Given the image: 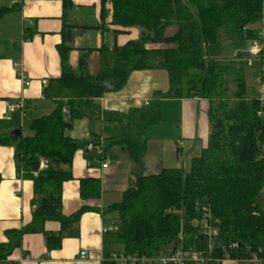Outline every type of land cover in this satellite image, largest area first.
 Masks as SVG:
<instances>
[{
  "label": "trees",
  "instance_id": "obj_1",
  "mask_svg": "<svg viewBox=\"0 0 264 264\" xmlns=\"http://www.w3.org/2000/svg\"><path fill=\"white\" fill-rule=\"evenodd\" d=\"M62 2V42L57 46L62 73L43 90V97L56 108L31 122V135L0 138V146L14 147L18 171L33 183L34 195L32 221L5 232L0 264H14L9 258L21 248L25 235L42 234L48 250L60 249L63 233L86 212L96 211L82 207L69 216L62 211L63 186L73 178L74 156L90 144L101 145L104 153L119 146L130 155L134 180L122 201L107 209L118 214L112 236L123 246L124 255H163L180 237L186 246L206 252L209 241L195 222L207 210L219 231L213 258L243 264H257L253 260L258 259L264 264V94H249L244 70L221 61L224 44L246 50L259 38L256 26L264 24V0H102L103 9L107 2L112 5L109 25L137 29L140 35L124 46L103 44L97 50V75L87 70L88 57L95 50H80L78 71L70 65L75 27L66 17L73 4L72 0ZM20 9L17 5L0 7V19ZM104 26L94 29L103 32ZM171 27L176 31L168 36ZM119 33L114 31L116 36ZM245 50L238 59L246 57ZM140 70L166 71L169 90L155 93L146 106L127 114L103 111L99 99L120 91L130 74ZM194 98L209 103L208 146L191 161L189 171L165 169L159 175L145 176L146 129L162 124V100ZM83 118L117 122L121 133L103 143L96 136L90 141L68 137L73 122ZM100 194V181L81 180L83 199L99 198ZM48 222L59 223L61 230L47 231ZM108 259L103 264H114Z\"/></svg>",
  "mask_w": 264,
  "mask_h": 264
},
{
  "label": "crops",
  "instance_id": "obj_2",
  "mask_svg": "<svg viewBox=\"0 0 264 264\" xmlns=\"http://www.w3.org/2000/svg\"><path fill=\"white\" fill-rule=\"evenodd\" d=\"M4 1L0 0V4ZM13 1L21 8L20 11L0 19L2 139L12 137L16 131L23 135L26 122L31 124L33 120L50 115L55 110V103L43 97V90L50 80L60 78L62 73L57 50L62 42L64 23L62 0H11L9 4L0 6L11 7ZM72 4L66 21L75 27L71 43L73 51L70 53L73 70L78 71L80 50H95L88 57L87 70L90 75H97L100 70V53L97 50L103 44L111 48L114 44L124 46L139 39L140 31L137 29L109 25L111 3L107 2L104 9L102 0H72ZM104 23L103 32L94 29ZM173 28H169L166 35L171 36ZM115 30L121 33L116 36ZM26 31L29 32L26 34ZM31 33L32 38L26 40L25 36ZM24 78L30 82L29 86L24 83ZM261 85L263 88L264 83ZM169 88L168 73L164 70L134 71L124 88L106 93L98 102L103 111L127 114L133 109L143 108L152 101L155 93H166ZM20 100L25 104L24 111L9 112V106ZM208 111L209 103L203 99L162 100V124L146 129L148 150L144 159L145 176L159 175L165 169L187 171L190 168L191 161L199 157L208 145L211 131ZM120 133L121 126L117 122H91L87 118L75 120L72 128L66 132L76 141H90L96 136L101 143L105 139L118 137ZM14 154L13 146H0V243L6 242V231L21 229L32 221L33 183L22 178ZM104 164H107V168H103ZM131 170L130 155L119 146L104 153L101 145L90 144L78 151L72 165L73 178L63 186L62 211L66 216L82 207L96 211L86 212L77 224L63 233L60 249L48 250L42 234L25 235L21 248L14 251L9 261L14 264H103L112 254H121L114 249L115 245H119L113 241L112 234L116 230L107 234L104 232L117 229L118 215L107 212V209L122 201L134 180ZM84 179L100 181L99 198L81 197V180ZM45 229L58 233L61 226L57 222H48ZM84 251L88 256L81 259L80 254ZM228 263L243 264L232 260L221 264Z\"/></svg>",
  "mask_w": 264,
  "mask_h": 264
},
{
  "label": "built area",
  "instance_id": "obj_3",
  "mask_svg": "<svg viewBox=\"0 0 264 264\" xmlns=\"http://www.w3.org/2000/svg\"><path fill=\"white\" fill-rule=\"evenodd\" d=\"M11 5H17L15 1L11 3ZM261 32L259 33V39L250 42L248 53L252 57L259 56L263 53V47L261 45ZM23 79V78H22ZM24 83L26 86L30 85L24 78ZM261 83H264V64H263V72L261 74ZM25 104L22 100L18 101L15 104L9 106V112H15L16 110L24 111ZM64 114H67V110H63ZM103 168H107V164L103 165ZM195 226L199 227V232L201 235L206 237L209 241L208 250L200 251L196 250L193 247L186 246L183 240V237H180L178 244L175 245L173 248H170L169 252L163 255L154 256V257H147V256H127L123 253L121 254H112L109 257V261L113 262L114 264H209L210 262H216L217 264H221L227 260H220L213 258V250L216 248V240L219 236V231L216 227H214L210 221V216L208 211H205V215L201 221L195 222ZM116 229L111 228L106 230L104 233H109L111 231H115ZM237 245L234 244L233 247ZM88 256L87 252H82L80 254L81 259H86ZM254 263H259L258 259L253 260ZM20 264V263H17Z\"/></svg>",
  "mask_w": 264,
  "mask_h": 264
},
{
  "label": "rangeland",
  "instance_id": "obj_4",
  "mask_svg": "<svg viewBox=\"0 0 264 264\" xmlns=\"http://www.w3.org/2000/svg\"><path fill=\"white\" fill-rule=\"evenodd\" d=\"M10 1L11 0H5L4 2H1L0 5L9 4ZM257 28L260 29V32L262 33L261 34V45L263 47V53H261L259 56L252 57L247 52L248 48H249V44L247 45L246 50L242 49V48L240 49V48L231 46L229 44H224L222 54H221V61L222 62H224L225 64L235 66L237 68H241L244 70V72L246 74V82L248 84V93L249 94H251L253 92L259 93L260 91H262L264 93V86H263V88L261 87L262 86L261 85V74L263 72V64H264V24L257 25ZM173 29H174V33H175L176 27H174ZM244 50H245L246 57H250V59L246 58L245 56H244V59H238L237 58V55L239 54V52H243ZM257 82H258V84H257ZM29 126H30L29 122H26L24 124L23 129H22L23 130V136L31 135V132L29 130ZM44 165L45 164H42V167H44ZM189 170H190V168L187 171H189ZM261 199H262V201H261L262 207L264 209V195ZM117 215L118 214H116V216ZM114 249H115V251H118L120 253H122L124 250L123 246L120 244L115 245ZM228 264H230V263H228ZM257 264H259V263H257Z\"/></svg>",
  "mask_w": 264,
  "mask_h": 264
},
{
  "label": "water",
  "instance_id": "obj_5",
  "mask_svg": "<svg viewBox=\"0 0 264 264\" xmlns=\"http://www.w3.org/2000/svg\"><path fill=\"white\" fill-rule=\"evenodd\" d=\"M20 134H21L20 131H16L15 133L12 134V137H17V136H19Z\"/></svg>",
  "mask_w": 264,
  "mask_h": 264
}]
</instances>
